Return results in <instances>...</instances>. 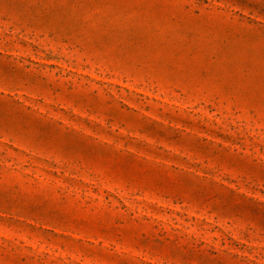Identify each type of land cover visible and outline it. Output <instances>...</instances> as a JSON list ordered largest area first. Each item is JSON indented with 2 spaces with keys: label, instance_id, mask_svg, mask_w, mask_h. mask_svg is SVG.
Instances as JSON below:
<instances>
[{
  "label": "rangeland",
  "instance_id": "obj_1",
  "mask_svg": "<svg viewBox=\"0 0 264 264\" xmlns=\"http://www.w3.org/2000/svg\"><path fill=\"white\" fill-rule=\"evenodd\" d=\"M0 264H264V0H0Z\"/></svg>",
  "mask_w": 264,
  "mask_h": 264
}]
</instances>
